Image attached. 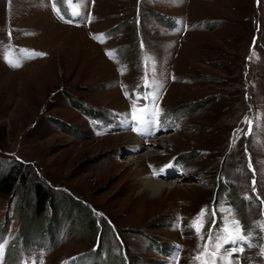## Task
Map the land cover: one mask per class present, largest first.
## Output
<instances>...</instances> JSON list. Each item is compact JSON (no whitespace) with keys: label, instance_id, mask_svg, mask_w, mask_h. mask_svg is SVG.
Masks as SVG:
<instances>
[{"label":"rangeland","instance_id":"rangeland-1","mask_svg":"<svg viewBox=\"0 0 264 264\" xmlns=\"http://www.w3.org/2000/svg\"><path fill=\"white\" fill-rule=\"evenodd\" d=\"M17 165L4 264H211L233 220L256 247L231 264H264V0H0V177Z\"/></svg>","mask_w":264,"mask_h":264},{"label":"snow or ice","instance_id":"snow-or-ice-1","mask_svg":"<svg viewBox=\"0 0 264 264\" xmlns=\"http://www.w3.org/2000/svg\"><path fill=\"white\" fill-rule=\"evenodd\" d=\"M43 55V54H41ZM7 60V57L5 58ZM14 66H19V64H16ZM151 87V86H149ZM153 102H154V98H153ZM157 112L158 109L156 111H153L151 109L145 108L143 113L140 116H133V119L136 123L141 124V125H145V126H155L157 121H156V117H157ZM251 167V165H250ZM253 184H255V181H253ZM257 199H260V197H257ZM261 204L262 207H264V199L261 200ZM205 209H202L200 211V213L198 214L197 218H195L192 222V227L195 230V232L197 234H199L200 230H201V226H198L199 221L202 217H204L205 215ZM264 214V213H262ZM211 215L215 216V212L213 211L211 213ZM232 223L235 224V228L233 229L231 227V224H227L225 225V227L223 228V232L227 233V235H221L220 231H217L215 236L213 235V231L212 229H209L208 232V236H209V243L212 242L213 239H219L221 241V243H217L216 244V249L217 252H219V249L221 247H223L224 244H230L232 247L231 249H225L226 252H229V255L227 256H220L219 259L222 262H227V264H231V256L234 253H243L245 250V245H247V247L252 248V247H256L255 244H253L251 242L252 238H251V234H245V229L240 225L238 220H233ZM213 226H215V221H213ZM262 230H264V228H262ZM3 242L0 241V264H4V258H3ZM217 252H213L211 253V256L213 257L211 264H215L216 261V256H217ZM206 254H208V247L207 245H205V249L203 253L198 254L195 259L197 261H200L201 264H208V261L206 259ZM262 257H264V245L260 246V253H259Z\"/></svg>","mask_w":264,"mask_h":264},{"label":"trees","instance_id":"trees-1","mask_svg":"<svg viewBox=\"0 0 264 264\" xmlns=\"http://www.w3.org/2000/svg\"><path fill=\"white\" fill-rule=\"evenodd\" d=\"M19 169L21 168L17 165L13 167L10 171H7L2 177H0V192L3 194H8L13 189L17 179L19 178ZM54 191L47 186H39L35 189L34 192V204L36 207L37 213H43L45 211L46 202L56 201L54 199ZM40 210V211H39Z\"/></svg>","mask_w":264,"mask_h":264},{"label":"bare ground","instance_id":"bare-ground-1","mask_svg":"<svg viewBox=\"0 0 264 264\" xmlns=\"http://www.w3.org/2000/svg\"><path fill=\"white\" fill-rule=\"evenodd\" d=\"M166 136H167V135H166ZM166 136H163V137H166ZM154 138H155V137H154ZM160 138H162V137H160ZM154 140H155V139H152V141H154ZM159 140H160V139H159ZM157 141H158V140H157ZM155 142H156V140H155ZM149 151L151 152V151H153V149L150 148ZM161 179H162V178H161ZM170 180H171V181H169V182H173V181L175 182V181H179V178H173V177H172ZM169 182H168V183H169ZM162 183H166V182H164L163 179H162ZM176 183H177V182H176ZM148 187H149V186H148ZM148 187H144V190H143V191L145 192V191L147 190ZM151 189H152L153 194H157V193H158L157 190L155 191V189H157V186H156V187L154 186V187L151 188ZM141 192H142V191H141ZM144 195H145V194H144ZM145 197H146V196H145Z\"/></svg>","mask_w":264,"mask_h":264}]
</instances>
